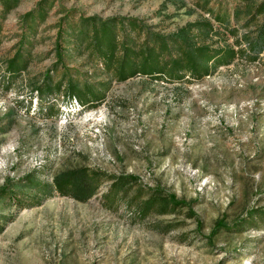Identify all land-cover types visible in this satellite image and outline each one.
Returning a JSON list of instances; mask_svg holds the SVG:
<instances>
[{"label":"rangeland","instance_id":"374dc122","mask_svg":"<svg viewBox=\"0 0 264 264\" xmlns=\"http://www.w3.org/2000/svg\"><path fill=\"white\" fill-rule=\"evenodd\" d=\"M263 1L19 0L6 13L0 6V264H264V216L233 226L245 210L264 209V44L248 47L264 14L231 16ZM219 3L223 26L204 11ZM84 19L135 21L127 35L136 49L205 21L221 34L196 45L238 56L201 80L137 74L120 82L87 52L70 49L58 61L60 26L71 37ZM21 46L26 66L8 79L6 61ZM49 72L50 86L72 81L86 103L69 101L62 88L36 96L32 88ZM76 166L100 175L85 202L53 188L58 171ZM123 175L136 183L109 193ZM156 187L191 204L195 217L186 209L143 214L146 188ZM223 216L229 229L213 234Z\"/></svg>","mask_w":264,"mask_h":264},{"label":"trees","instance_id":"16d2710c","mask_svg":"<svg viewBox=\"0 0 264 264\" xmlns=\"http://www.w3.org/2000/svg\"><path fill=\"white\" fill-rule=\"evenodd\" d=\"M19 0H0V6L3 13L9 12L11 9L17 7ZM45 4V2H43ZM203 7V6H201ZM42 8V4L38 5V9ZM205 9V7H203ZM206 13L218 23L223 26V22L227 19L225 8L223 4L219 3L216 12L211 10H204ZM245 11V12H243ZM264 14V1L260 2L251 8L248 6L245 10L233 11L231 16L234 20L240 15L245 16L249 21H255L260 15ZM40 19L43 14H40ZM235 19V20H236ZM30 20V15L24 17V22ZM234 20V21H235ZM123 23L117 19H111L107 22H96L93 19L81 20L79 30L75 34L72 32L71 37L67 36V31L64 26H60L57 38V59L69 58L67 51L78 53L79 55L87 52L89 58H93L102 64L103 69L107 72H113L117 81H125L137 74L147 76L153 80L159 79H177L183 80L184 75L191 76L193 79L201 80L212 73L218 66H225L230 64L236 56L238 51L234 50H214L209 46H197L196 42L208 36L219 35L216 28L208 22H195L187 28H182L176 33L167 37L159 35L154 36V42L148 44L149 37L146 38L145 46L140 49L132 48L133 41L127 33H133L136 30V24L133 20H126ZM73 26L71 27V29ZM234 31V30H233ZM259 34L256 41L250 42L248 47L254 51L264 44V21L259 27ZM65 35V36H63ZM122 35V42L118 44V37ZM149 36V35H148ZM69 38V39H68ZM24 41V40H23ZM65 42L72 45V48H64L60 42ZM128 41V42H127ZM171 43V44H170ZM84 46V47H83ZM176 53H172L171 49ZM120 52V57L117 59V54ZM22 46L15 55L6 61V68L8 71V79L10 76L21 72L26 63L22 60ZM253 59V58H252ZM56 66V65H55ZM163 77V78H162ZM51 72L42 79V83L34 86L32 90L36 96L43 97L51 91L60 93L62 88L65 92L66 98L71 101L76 99L83 105L85 104V93H81L78 87L72 82L64 83L59 80L56 85H51ZM65 84V85H64ZM54 89V90H53ZM101 98L94 97L90 102L91 108L99 106ZM78 104V102L76 103ZM73 105V104H72ZM80 105V104H78ZM100 175L98 172L89 171L85 166H76L66 168L58 171L53 178L54 190L62 196H69L73 199L85 202L95 193L99 184ZM114 179V178H113ZM137 178L131 175H123L113 180L110 186L109 193L116 192L123 194L126 190L136 183ZM150 194L144 202L143 214L152 209L158 210L160 213L173 214L184 209L187 210L188 217H195L191 204L184 200L177 199L172 194H166L159 187L146 188ZM7 189L0 190V195L4 194ZM140 193V192H139ZM254 214L263 215V207L255 206L249 210H245L244 216L236 217L233 226L238 227L244 224L246 219H251ZM227 217L223 216L214 223L212 233H217L219 230L229 229L226 224Z\"/></svg>","mask_w":264,"mask_h":264}]
</instances>
